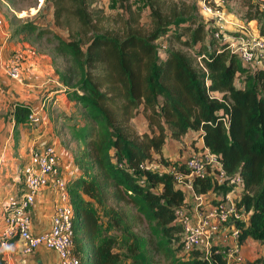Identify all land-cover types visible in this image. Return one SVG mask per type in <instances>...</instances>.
Here are the masks:
<instances>
[{"label": "trees", "instance_id": "trees-1", "mask_svg": "<svg viewBox=\"0 0 264 264\" xmlns=\"http://www.w3.org/2000/svg\"><path fill=\"white\" fill-rule=\"evenodd\" d=\"M119 1V12L108 14L98 0H46L54 23L69 29L67 37L34 21L13 29V36L52 34L55 54L68 59L67 69L56 68L67 99L55 124L67 129L61 141L75 149L77 171L67 178L74 253L82 264H164L157 254L168 264H226L222 246L214 245L209 257L184 251L176 209L185 192L171 173L141 164L176 162L185 169L188 151L171 158L164 147L185 136L192 146L202 139L229 176L245 181L238 203L251 217L239 241L264 243V64L243 63L198 18L196 4L185 9L176 0H145L140 19L151 28L144 30L132 4ZM231 1L244 4L247 20H256L264 37V0H227V6ZM10 112L16 129L32 123L31 103L15 102ZM139 117L144 130L135 124ZM194 187L231 189L209 176L196 177ZM101 215L121 235L106 230ZM139 220L148 234L135 229ZM6 263L0 242V264ZM250 264H264V254Z\"/></svg>", "mask_w": 264, "mask_h": 264}, {"label": "built area", "instance_id": "built-area-1", "mask_svg": "<svg viewBox=\"0 0 264 264\" xmlns=\"http://www.w3.org/2000/svg\"><path fill=\"white\" fill-rule=\"evenodd\" d=\"M226 4L227 0H199L198 6L201 14L223 25L221 21L226 17ZM214 35L237 53L243 63L254 67L264 64V37L256 30L244 29L231 33L217 28ZM5 73L12 80L23 83V61L18 52L10 56ZM29 117L34 123L40 119L36 110H32ZM187 151L188 155L182 159L185 169L176 162L164 164L152 160L141 164V167L160 173H171L176 186L185 192L186 202L176 209V221L182 227L184 251L199 249L209 257L213 246L217 245L222 246L226 264L246 263L239 237L242 225L250 221L251 210L238 203L245 191L243 177L238 173L229 176L219 156L203 140L195 142V146ZM58 165L55 145L30 150L29 160L22 171V186L17 192L10 193L3 203L0 214L1 247L7 249L13 240L19 239L26 254L45 245L58 252L62 264H82L74 253V209L68 180L60 173ZM207 176L212 177L215 183H225L231 189L225 193L216 189L206 193L197 192L194 179ZM47 187L55 193L52 225L49 231L35 234L32 231L31 209L36 197ZM221 234H226L230 241H222Z\"/></svg>", "mask_w": 264, "mask_h": 264}, {"label": "rangeland", "instance_id": "rangeland-1", "mask_svg": "<svg viewBox=\"0 0 264 264\" xmlns=\"http://www.w3.org/2000/svg\"><path fill=\"white\" fill-rule=\"evenodd\" d=\"M175 0H167L166 2H173ZM179 2L180 7L182 8H193L194 4H196V8L199 5V0H197V3H194L195 0H176ZM98 3L100 6H104L105 11L108 14H113L115 11L119 12V0H98ZM128 3L131 5L132 8L136 11H138V22L136 25L140 27L141 29L147 30L151 28L150 23H146L140 18L145 14V12L148 10V5H145V0H128ZM12 9V10H11ZM51 7L46 2V0H0V12L4 16L5 23L4 27L7 26L5 31L7 34H9L8 41H6L3 44H0V50H2V56L0 57V141L3 139V144L1 146L2 150L0 159L3 158V153L10 154L12 152L13 155H15V151L13 149L15 148L14 142H20L22 135L31 136V130L34 128V122L29 123L28 125H23L21 127H18L17 129L12 124V118L11 117V104L13 101H16L18 98H34V86L27 85L30 84L25 79L26 77L29 78L28 74L29 72H34V56H37V52L40 54H46L50 57L53 63L54 68V74H52L50 83L52 85L53 81L57 80L60 82V80L57 77L56 68H59V70H65L68 67V59L59 55L55 54L54 52V46L56 44V39H54L53 35L50 34V36H42L38 37L34 34V32H22L16 36H13V29L25 22L34 21L37 22L38 25L42 24L46 27H52L54 29V32L58 33L59 35L63 37H67L69 33V29L63 26H57L53 21V16L51 13ZM246 7L241 2H234L230 5L225 7V20L221 21L224 22L223 25L218 23L216 24L213 19H208L203 14H201L200 10L196 9L195 13L197 14L198 18L201 20L208 22L211 24V26L215 27V29L218 28V30L222 31H228L231 33L242 31L244 29L254 30L255 23L249 24L247 21V18L245 16ZM2 16V17H3ZM3 22L1 23V25ZM256 30V29H255ZM258 32V30H256ZM25 43V44H24ZM19 44H22L20 47ZM15 45V47H13ZM9 49L10 53H6L5 51ZM34 50L36 51L34 53ZM8 51V52H9ZM18 52L21 57V61H23V83H19L16 81H13L10 77L7 76L5 73V65L7 64L10 56L14 53ZM27 55L32 56L29 61L27 62ZM6 56V57H4ZM28 72V73H27ZM34 74V73H31ZM31 76V75H30ZM65 86V85H63ZM66 87V86H65ZM67 88V87H66ZM8 90V91H7ZM65 92V91H64ZM37 95V94H36ZM55 97L52 99H49L47 102V105L49 104L50 110L54 114V119L56 121L57 118V108L58 105H55L54 100ZM67 97H65V100ZM65 104V103H64ZM68 107H70L68 105ZM39 120L35 123L41 122V114L39 112ZM136 126L144 130L147 128V122L144 118L139 117L135 120ZM58 125V124H57ZM59 127V126H58ZM60 128V127H59ZM16 130L19 132L20 136L15 137ZM66 132L67 129L62 127L60 131L56 132L57 137H61L62 134L60 132ZM6 133H8L6 135ZM61 135V136H60ZM7 137H10V140L7 141ZM190 138L185 136L181 139H173L172 141L167 142L166 146L164 147V153L166 155H169L171 158H175L178 156L179 152H182V150H190L193 148L191 143L189 142ZM65 140L62 141L61 146L58 144H54L53 142L49 145H55L57 152H58V161L61 160L63 155H70L74 147L72 145H66ZM172 143V144H171ZM6 144V146H5ZM18 148L20 147V144H16ZM65 147L67 150H64ZM17 148V149H18ZM40 149L39 147L28 146L27 153H29V149ZM16 149V150H17ZM2 162V161H1ZM58 169L62 175L65 173V169L61 167V165H58ZM66 178V177H65ZM71 205L73 207V202H71ZM137 213L135 211H132V215L136 216ZM101 221L104 225L106 230H111L112 232L121 235V233L116 230L115 228L110 226V222L108 218L104 215H101ZM135 229L138 230L142 234H148V226L147 223L139 220L138 224L135 226ZM157 258L160 260V262L164 264H168L169 260H167L163 255L157 254ZM90 264V263H89Z\"/></svg>", "mask_w": 264, "mask_h": 264}, {"label": "crops", "instance_id": "crops-1", "mask_svg": "<svg viewBox=\"0 0 264 264\" xmlns=\"http://www.w3.org/2000/svg\"><path fill=\"white\" fill-rule=\"evenodd\" d=\"M236 3L237 1H231V3ZM230 5V4H229ZM12 10V9H11ZM0 12V44L8 41L9 34L5 31L7 28L4 27V16ZM249 24L255 23L254 30H258V24L256 20L247 21ZM25 44V43H24ZM22 44H19L20 47ZM15 47V45H13ZM9 49L5 51L6 53H10ZM36 51L34 50V53ZM37 56H34V72H27L29 78L26 77V81L36 88H34V98H18L16 101H13L11 104V109L13 108L15 102L26 101L32 104V110H36L41 114V122L34 123V128H32L31 136L22 135L19 137L20 142H14L15 148L17 149V143L20 144V147L15 151V155L10 152V154L3 153L2 160L0 159V214L3 207V203L6 200L7 196L12 192H17L21 184L22 171L23 167L29 160L30 150L27 153L28 146L43 148L49 143L52 142L54 144H58L61 146V138L57 137L56 132L59 131V127L55 124L54 114L50 111L49 104L47 102L49 99H53L55 105H63L66 103L65 97L66 93L64 92L66 87L57 80L53 81L52 85L50 83V79L52 74H54L53 63L50 57L46 54L36 53ZM2 56V50H0V57ZM6 57V56H4ZM32 56L27 55V62ZM34 73V74H31ZM14 81V80H13ZM8 91V90H7ZM37 94V95H36ZM70 105V103H68ZM10 109V111H11ZM11 118V117H10ZM13 121V119H12ZM14 125V122H12ZM28 125V124H25ZM23 125H20L21 127ZM8 133H6L7 135ZM17 136H20L19 132ZM16 137V136H15ZM10 140V137H7V141ZM172 141V140H169ZM168 141V142H169ZM202 142V139H199L196 143ZM3 144V139L0 141V157L2 150L1 146ZM172 144V143H171ZM6 146V144H5ZM64 150H67L63 147ZM2 149V150H1ZM192 149V148H191ZM190 149V150H191ZM75 149L69 155H63L59 164L63 169H65L64 176L69 178L73 173L77 171L74 162ZM2 161V162H1ZM54 203H55V193L50 188L47 187L43 191L39 193L36 197L35 202L31 209V219H32V231L35 234H42L50 230L52 221H53V213H54ZM222 241H230V238L227 237L226 234H221ZM4 254L7 259L6 264H62L60 261L59 254L56 250L49 248L45 245L39 246L32 253H24L22 251V241L19 239H15L11 242L10 246L7 249H4ZM241 252L247 264H250L255 259L259 258L262 254H264V243L259 240H255L252 238H248L241 244Z\"/></svg>", "mask_w": 264, "mask_h": 264}]
</instances>
